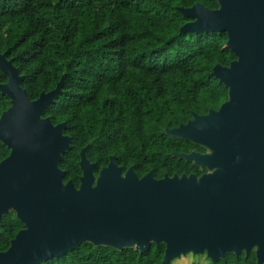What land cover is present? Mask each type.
<instances>
[{
    "label": "water",
    "instance_id": "95a60500",
    "mask_svg": "<svg viewBox=\"0 0 264 264\" xmlns=\"http://www.w3.org/2000/svg\"><path fill=\"white\" fill-rule=\"evenodd\" d=\"M218 1L217 9L179 8L193 18L181 31H226L237 56L213 68L229 99L168 130L213 149L179 155L212 170L199 177H140L133 166L124 171L116 156L96 177L86 147L80 186L65 183L59 163L70 148L67 124L44 116L63 79L31 100L13 59L0 53L8 76L0 91L11 99L0 116V140L10 149L0 162V226L10 208L24 223L0 252V264H37L87 241L141 252L163 242L165 264L190 251L215 262L256 247L257 262L264 263V0Z\"/></svg>",
    "mask_w": 264,
    "mask_h": 264
},
{
    "label": "trees",
    "instance_id": "16d2710c",
    "mask_svg": "<svg viewBox=\"0 0 264 264\" xmlns=\"http://www.w3.org/2000/svg\"><path fill=\"white\" fill-rule=\"evenodd\" d=\"M199 3L219 8L218 0H0V53L13 59L29 98L38 99L63 79L44 116L67 124L70 148L59 163L65 183L80 186L86 147L95 175L112 156L140 177L201 174L179 156L199 145L168 130L229 99V88L213 68L229 66L237 56L226 45V31H181L193 18L179 8ZM7 81L0 68V84ZM10 106V97L0 91V116ZM9 154L0 140V162ZM23 227L16 214L4 215L0 252ZM165 250L163 242L141 252L87 241L37 264H165ZM191 264L258 262L253 249Z\"/></svg>",
    "mask_w": 264,
    "mask_h": 264
},
{
    "label": "rangeland",
    "instance_id": "374dc122",
    "mask_svg": "<svg viewBox=\"0 0 264 264\" xmlns=\"http://www.w3.org/2000/svg\"><path fill=\"white\" fill-rule=\"evenodd\" d=\"M205 146V145H204ZM205 149L207 151V153H212L213 149L205 146ZM203 168V167H202ZM206 172H212L211 169H209L208 167L205 168ZM98 175H96L97 177ZM8 214H16V211L12 208L9 209V213ZM136 247V246H133ZM256 249V247H254ZM210 259V257L207 255L206 252L204 253H194L192 251L188 252L187 254H182L179 257H176L174 260H172L173 264H191L195 261H200V262H208V260Z\"/></svg>",
    "mask_w": 264,
    "mask_h": 264
},
{
    "label": "flooded vegetation",
    "instance_id": "af4514ba",
    "mask_svg": "<svg viewBox=\"0 0 264 264\" xmlns=\"http://www.w3.org/2000/svg\"><path fill=\"white\" fill-rule=\"evenodd\" d=\"M195 143H196V142H195ZM196 144H198L200 148H199V149H195V150H191L190 153H192V152H199V153H201V154H206V153H207V151H206L204 145L199 144V143H196ZM190 153H184V154H190ZM189 161H191V162H193L195 165L199 166V170L201 171V174H198V173H192V174H196V175L199 177V176H201V175L204 174V173H208V172H206V170H205L206 166H202V165L196 164V163H195V160H189ZM202 167H203V168H202ZM263 264H264V263H263Z\"/></svg>",
    "mask_w": 264,
    "mask_h": 264
}]
</instances>
